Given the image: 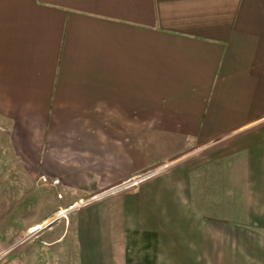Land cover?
<instances>
[{
    "label": "crops",
    "instance_id": "obj_1",
    "mask_svg": "<svg viewBox=\"0 0 264 264\" xmlns=\"http://www.w3.org/2000/svg\"><path fill=\"white\" fill-rule=\"evenodd\" d=\"M0 155L77 264H264V0H0Z\"/></svg>",
    "mask_w": 264,
    "mask_h": 264
},
{
    "label": "rangeland",
    "instance_id": "obj_2",
    "mask_svg": "<svg viewBox=\"0 0 264 264\" xmlns=\"http://www.w3.org/2000/svg\"><path fill=\"white\" fill-rule=\"evenodd\" d=\"M65 204L60 191L30 180L0 155V264H77Z\"/></svg>",
    "mask_w": 264,
    "mask_h": 264
},
{
    "label": "water",
    "instance_id": "obj_3",
    "mask_svg": "<svg viewBox=\"0 0 264 264\" xmlns=\"http://www.w3.org/2000/svg\"><path fill=\"white\" fill-rule=\"evenodd\" d=\"M65 213V212H64ZM63 213V214H64ZM60 216H62V213L61 214H59V215H57V216H55L54 218H50V220L48 221V222H46L45 224H43L39 229H37L35 232H37V231H39V230H41L42 228H44V227H46V226H48V225H50L51 223H53L56 219H58V217H60ZM35 232H33V233H31L28 237H30L32 234H34ZM27 237V238H28Z\"/></svg>",
    "mask_w": 264,
    "mask_h": 264
},
{
    "label": "built area",
    "instance_id": "obj_4",
    "mask_svg": "<svg viewBox=\"0 0 264 264\" xmlns=\"http://www.w3.org/2000/svg\"><path fill=\"white\" fill-rule=\"evenodd\" d=\"M133 183H135V182H133ZM62 216H63V215H62ZM54 217H55V216H54ZM54 217H53V218H54ZM20 243H21V242H20Z\"/></svg>",
    "mask_w": 264,
    "mask_h": 264
}]
</instances>
